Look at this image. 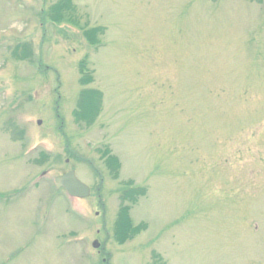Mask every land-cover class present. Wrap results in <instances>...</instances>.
Masks as SVG:
<instances>
[{
	"label": "rangeland",
	"instance_id": "obj_1",
	"mask_svg": "<svg viewBox=\"0 0 264 264\" xmlns=\"http://www.w3.org/2000/svg\"><path fill=\"white\" fill-rule=\"evenodd\" d=\"M57 1L0 0V264H264V0Z\"/></svg>",
	"mask_w": 264,
	"mask_h": 264
},
{
	"label": "trees",
	"instance_id": "obj_2",
	"mask_svg": "<svg viewBox=\"0 0 264 264\" xmlns=\"http://www.w3.org/2000/svg\"><path fill=\"white\" fill-rule=\"evenodd\" d=\"M73 0H58L52 7H50V11L45 12L44 14H49V18L55 22H61L64 18L72 14L71 11L74 9ZM102 30V28L93 27L91 29L84 30V35L87 41L90 44H95L99 39L97 38V34ZM85 60H82L80 63V72L82 73L81 83L88 84L91 83L93 80L94 71L89 69L86 66ZM102 93L98 89H85L82 91V97L79 101V108L74 110L75 116L77 120H81V117L85 118L87 122H91L95 116L97 115L98 111L92 112L93 106L96 105L97 101L101 102ZM112 164H114L115 157H111ZM117 161V159H116ZM116 163V162H115ZM115 165V164H114ZM136 192L135 189L131 191L128 190L122 195V199L130 200L131 202H136L138 200V196L142 194L134 193ZM129 208L130 205H124L121 209L120 218L116 222V238L119 243H123L126 239L132 237L138 230L140 229L138 226H132L133 222L129 216ZM130 236V237H129Z\"/></svg>",
	"mask_w": 264,
	"mask_h": 264
},
{
	"label": "water",
	"instance_id": "obj_3",
	"mask_svg": "<svg viewBox=\"0 0 264 264\" xmlns=\"http://www.w3.org/2000/svg\"><path fill=\"white\" fill-rule=\"evenodd\" d=\"M39 123H41V120H39ZM54 184L57 189L64 188L70 196L87 197L91 194L90 186L77 177L75 170L57 175L54 178ZM93 246L99 248L100 242L98 239L93 241Z\"/></svg>",
	"mask_w": 264,
	"mask_h": 264
}]
</instances>
